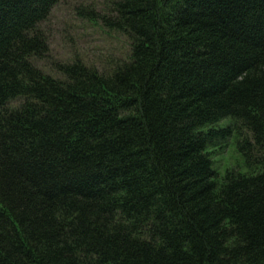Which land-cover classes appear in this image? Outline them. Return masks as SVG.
<instances>
[{
  "label": "trees",
  "instance_id": "obj_1",
  "mask_svg": "<svg viewBox=\"0 0 264 264\" xmlns=\"http://www.w3.org/2000/svg\"><path fill=\"white\" fill-rule=\"evenodd\" d=\"M59 1L0 0V264H264V0H104L102 69L48 60Z\"/></svg>",
  "mask_w": 264,
  "mask_h": 264
},
{
  "label": "rangeland",
  "instance_id": "obj_2",
  "mask_svg": "<svg viewBox=\"0 0 264 264\" xmlns=\"http://www.w3.org/2000/svg\"><path fill=\"white\" fill-rule=\"evenodd\" d=\"M104 0H60L52 9L46 21L40 25L49 45L48 60L72 62L80 60L86 65L102 69L109 60L123 59L129 47L121 35L107 32L93 19L90 11H100ZM35 65L44 71H50L46 60H35ZM232 119L226 118L216 127L230 125ZM236 135L226 141H220L210 147L213 169L223 176L226 171L235 170L245 173L243 159L236 149Z\"/></svg>",
  "mask_w": 264,
  "mask_h": 264
}]
</instances>
